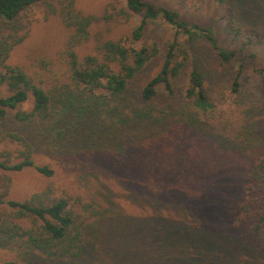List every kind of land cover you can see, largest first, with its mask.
Instances as JSON below:
<instances>
[{"label": "trees", "instance_id": "1", "mask_svg": "<svg viewBox=\"0 0 264 264\" xmlns=\"http://www.w3.org/2000/svg\"><path fill=\"white\" fill-rule=\"evenodd\" d=\"M59 3L57 11L49 0H0V147L4 148L0 169L32 168L54 178L52 164L40 165L35 159V152L45 150L51 157L68 159L77 187L74 195L49 187L18 201L8 198L11 179L0 177L5 187L0 191V208L8 210L0 211V234L24 241L29 262L35 254L41 264L85 257L95 264H229L232 259L221 256L228 249L224 235H231L229 225L235 230L247 228L263 244L253 258L264 264V152L255 141L261 128L249 122L248 113L247 119L215 120L216 105L191 49L192 42L206 39L225 60L235 61L239 66L235 92L244 68L239 52L220 48L212 28L190 24L177 11L147 0H125L124 7L113 6L103 16L78 12L76 0ZM43 4L60 14L70 32L55 59V76L35 79L6 64L24 37L7 33L5 24ZM135 17L139 21L129 38L104 39L99 32L95 54L79 58L77 50L91 41L93 26ZM226 19L234 36H240L242 28L230 9ZM156 21L173 31L163 47L145 42L148 25ZM159 56L158 72L128 100L131 82ZM190 64L185 89L178 92L175 83ZM259 72L264 77V69ZM48 76L61 87L48 89L45 84H52ZM30 99L32 108L22 110ZM11 116L38 128L36 138L30 141L21 133L5 131ZM243 160L252 179L245 187L246 199L225 206V186L214 173H231ZM98 173H110L106 178L123 173L118 181L128 193L126 200L100 182ZM163 192L165 201L159 198ZM120 198L142 207V213H124ZM192 217L190 225L187 220ZM216 222L222 225L218 232L213 229ZM233 240L229 245L237 242Z\"/></svg>", "mask_w": 264, "mask_h": 264}, {"label": "rangeland", "instance_id": "2", "mask_svg": "<svg viewBox=\"0 0 264 264\" xmlns=\"http://www.w3.org/2000/svg\"><path fill=\"white\" fill-rule=\"evenodd\" d=\"M157 7H166L177 11L181 17L190 24H200L204 27H210L215 31L218 46L228 51H238L244 62V68L239 80L238 92H235L233 86L234 80L239 73V66L235 61H227L213 48L206 39H198L192 42L191 53L195 57V62L201 69L205 80V86L209 97L216 105V111L213 113L215 120L220 116L230 118L232 121L243 117L247 119L248 113L252 119L250 123H257L261 128L259 137L255 141L263 147L264 152V77L259 69H264V0H226L220 3L218 0H147ZM59 11V0H49ZM122 8L125 6V0H76V9L84 15L103 16L106 11L112 12V7ZM230 9L242 28V34L235 37L230 30L228 19H226V10ZM46 5H37L28 8L20 17L12 23L5 24L7 33L16 35L15 37H24V41L15 46L9 54L6 64L11 67H20L26 70L31 77L44 76L52 73L55 76V59L60 49L64 46L69 35V29L63 23L58 12H52ZM138 17L130 22L121 21L119 23H105L93 26L91 29L92 39L89 43L78 48L77 52L80 59L84 56L94 53V41L98 33H103L104 39L129 38L131 30L137 26ZM252 33V34H251ZM173 31L171 26L160 21L148 25L145 33V42L151 44L156 41L163 45L172 38ZM263 38H262V36ZM146 44V45H148ZM162 49V48H161ZM162 57L151 61L131 82L128 100L136 97L143 86L155 75L161 66ZM192 64V63H191ZM187 67L182 76L175 83L178 92L185 89L187 75L192 66ZM54 69V70H53ZM53 76H48L51 85L45 84L49 89L51 86H59V83ZM61 87V86H59ZM53 89V88H52ZM2 94L7 95L5 88ZM131 97V98H130ZM33 106V100L30 99L22 106V110L29 111ZM33 125H25L15 121L12 116L5 125L8 132H17L23 134L28 139L34 140L37 129ZM254 138V137H253ZM11 148V147H9ZM14 148V147H13ZM4 149L2 146L0 150ZM45 150L35 152V159L38 164H52L56 171L54 178H47L39 174L32 168L21 172H5L0 169V177L7 176L11 179L8 198L12 200L24 201L33 194L39 193L49 187L58 193L68 191L75 194V176L70 172L71 164L68 159L56 154L51 157ZM61 157L59 159L58 157ZM243 158V157H242ZM264 158V155H263ZM246 162V161H245ZM244 160L242 166L235 165L231 168V173H214L225 186L223 192L226 206L233 207L242 203L246 199L245 187L252 181L249 173H245ZM98 173L100 182L108 185L114 192L120 194L126 200L128 195L119 184V179L123 173ZM5 187L0 180V191ZM119 196V197H120ZM161 201H165L167 194L165 192L159 195ZM119 202L123 201L120 198ZM122 211L127 215H138L142 213L140 206H133L127 201H123ZM0 211H8L5 207ZM121 211V212H122ZM193 217L187 220L191 225ZM191 223H190V222ZM228 225V224H227ZM222 225L215 223L214 230L218 232V227ZM231 235H224L228 241L227 248L223 249L221 256H226L232 260H227L229 264H257L254 254L261 251L263 244L259 243L247 228L232 229L228 225ZM223 230V228H222ZM232 239V240H231ZM235 239L237 242L233 243ZM229 243H231L229 245ZM234 247V248H233ZM28 248L24 241L10 239L4 234H0V264H6L9 261L29 262L27 256ZM259 251V253H260ZM30 264H41L33 254ZM221 256L218 259H221ZM23 264V263H22ZM64 264H95L89 257L76 260L72 263Z\"/></svg>", "mask_w": 264, "mask_h": 264}]
</instances>
